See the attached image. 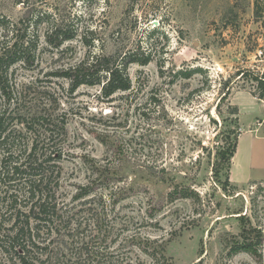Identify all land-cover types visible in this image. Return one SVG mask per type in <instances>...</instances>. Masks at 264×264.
Masks as SVG:
<instances>
[{"label":"rangeland","instance_id":"1","mask_svg":"<svg viewBox=\"0 0 264 264\" xmlns=\"http://www.w3.org/2000/svg\"><path fill=\"white\" fill-rule=\"evenodd\" d=\"M0 13L31 22L36 65L18 66L17 76L34 81L32 92L53 96L54 111L66 120L63 199L74 203L76 186L90 179L91 159L107 163L120 172L117 186L129 189L114 197L111 215L128 233L166 241L163 263L136 246L118 248L125 233L111 244L123 264H264V182L230 181L224 189L230 172L217 159L258 121L264 130L257 81L264 73V8L257 17L255 0H0ZM4 35L0 27V42ZM134 53L151 61L132 63V88L112 97L99 85L70 92L68 81L51 75L88 56L122 60ZM193 69L190 77L178 74ZM174 176L194 190L191 197L170 199ZM77 238L60 246L72 263Z\"/></svg>","mask_w":264,"mask_h":264},{"label":"trees","instance_id":"2","mask_svg":"<svg viewBox=\"0 0 264 264\" xmlns=\"http://www.w3.org/2000/svg\"><path fill=\"white\" fill-rule=\"evenodd\" d=\"M263 8L261 1L255 0L257 17L263 16ZM19 21L13 22L0 13V27L5 33L0 42V264H81V259L94 254L96 260L100 257L96 264H123L122 253L111 251V244H116L125 233L118 248L136 246L154 260L165 261L166 241L158 243L143 238L139 230L128 233L131 230L126 222L111 215L109 206L114 197L129 190L117 186L115 181H119L120 172L114 167L91 159L90 179L76 186L74 203L67 204L63 199L62 161L67 155L63 141L67 137V123L54 111L57 101L53 96L46 91L32 92L34 81L19 80L17 76L18 66L34 68L38 49L37 36H32L29 28L31 22ZM150 61L151 56L140 53L122 60L92 55L51 75L68 81L70 92L83 85H99L106 97H112L132 88L128 74L132 63L146 65ZM195 72L193 69L178 74L190 77ZM257 81L264 92V73ZM41 96L47 100L46 105L42 106ZM103 142L110 143L105 139ZM236 149L237 142L217 155L220 162L223 159L227 163L228 173ZM162 171L164 177L166 168ZM227 176L224 189L230 185ZM172 183L174 190L169 193L172 201L178 195L189 198L194 194L190 187L178 185L176 176ZM96 189L100 191L95 193ZM82 234V238L78 237ZM75 238L79 258L72 263L60 246L68 244L69 239L74 245ZM156 242L158 245L152 247ZM251 245L252 251L254 244Z\"/></svg>","mask_w":264,"mask_h":264},{"label":"crops","instance_id":"3","mask_svg":"<svg viewBox=\"0 0 264 264\" xmlns=\"http://www.w3.org/2000/svg\"><path fill=\"white\" fill-rule=\"evenodd\" d=\"M262 122V120L258 121L256 125L249 127L238 138L237 149L232 158L230 170V181L236 186L242 187L252 182H264V130L262 131ZM238 159L239 164L237 163Z\"/></svg>","mask_w":264,"mask_h":264}]
</instances>
